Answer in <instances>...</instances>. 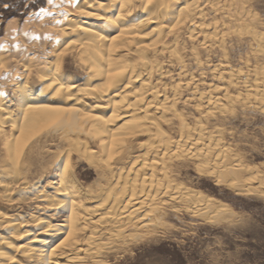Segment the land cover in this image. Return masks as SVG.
Wrapping results in <instances>:
<instances>
[{
  "label": "rangeland",
  "instance_id": "rangeland-1",
  "mask_svg": "<svg viewBox=\"0 0 264 264\" xmlns=\"http://www.w3.org/2000/svg\"><path fill=\"white\" fill-rule=\"evenodd\" d=\"M76 1L0 0V99L6 106L1 105L4 109L13 110L14 115L19 113L20 93L16 92V86L19 82L23 83V88L36 96L41 82L37 81L38 78H36L34 71H27L28 67L26 65H28V62H31L29 63L31 66H34V64L36 66L41 62L55 66L60 62V75H63L62 78L65 81L67 79L74 84L83 81L86 74L77 60H74L73 54L67 53L64 55V61L63 59L58 61L55 56V49H58L61 45L55 42L54 37L58 35L54 29L61 18L80 22L97 21L93 17L82 16L84 15L82 11L84 12L85 9L84 7L81 8V5L77 4ZM208 1L209 4H207ZM210 1L213 0H198L202 17L193 19L190 25L182 22L183 24L179 25L175 33L176 37H173V34L168 35L166 38L167 45H171L175 40L177 41L175 47L172 48L174 52H172V56H169V50L167 49L163 55H157V60L162 61L164 72H170L166 73L167 76L161 78L152 74L149 77V82L151 85H157L158 83L160 96L163 94L168 96L170 102H172V97H176L175 102L170 105L184 118L192 141L201 133L199 137L204 142L212 141V145L218 142L219 145L228 150L229 154L220 155V161L218 160L221 162L225 159V166H227L228 171L226 170L222 175L216 172L215 174L212 168L206 167L207 161H209L207 158L205 160L188 159L190 162L178 159L171 162L169 168L171 179L200 195V197L202 196L201 202L198 201L199 203H197L192 199L189 200L190 204L184 202L185 205L182 204L183 202H178L175 206L170 202L169 204L166 202L167 204L158 205L157 207L160 209L158 211L160 213H156L160 216V218L156 216L158 226L145 230H131L128 232L132 234L128 239L129 241L125 244L112 246L113 254L109 255V260L116 264H264V0H243L245 2L243 4L240 1L242 2L241 5L240 2L234 4L233 0H218L217 5L219 8L217 11H214ZM231 6L235 7L236 10ZM241 8H245L248 18L244 17L245 21L241 19L239 23L230 22L234 18L232 15L236 14L235 11L238 14ZM199 24L206 27L210 26L208 28H212L217 24L222 26H220L221 30L215 36L216 38L211 34H207V36L201 33H195V36L190 37L191 33L195 31L194 26ZM187 28L189 29L187 30ZM189 33L190 35H188ZM130 56L132 58L133 55ZM176 56L180 58L179 63H177ZM69 57H72V59ZM17 60L19 61L17 62ZM11 63L9 70L6 66ZM12 67L13 70H16V73H19L14 77V82L10 80ZM22 70H24V73L26 71L25 76ZM179 71L182 75L186 72L184 73L185 76L179 75ZM21 77H24L25 80ZM143 78L145 77L143 76ZM185 82H189L190 86L188 88L183 87V91L179 89L176 91L178 84L184 85ZM193 82H196L195 89H191ZM166 84L167 86H165ZM232 84L235 86H232ZM173 90L177 93L176 95ZM225 95L228 96L225 97ZM202 96H217L220 98L222 102L218 106L219 109L210 110L211 114L203 101H200ZM236 101L238 102L234 103ZM104 103V100L90 98L78 103L71 102L72 105L69 104V106H80V108L86 107L88 109L92 107L94 112L104 114L109 111V108H100V111H97L99 108L95 107L98 104L103 106ZM170 117L167 118L170 119ZM171 119L169 122L160 121V128L168 138L172 139L171 136H174L173 139H177L180 134L179 122L176 117L172 116ZM198 129H201V132ZM5 130L9 132L8 127H5ZM8 132L7 134H9ZM45 132H51V134ZM45 132L43 130L39 136L30 142L31 144L29 143L26 148L27 151L25 149L20 155L21 162H19L18 168L12 166L8 161L2 144V137H0V212L16 218H18L16 215H19L21 218L23 217L22 219L18 218L20 220H29L32 216H46L52 224H57L61 222L64 212L60 210L58 214H53L52 210L45 208L46 202L44 200H41L38 196L32 198V195L29 196L33 191L31 193V190H22L23 192L18 190L22 186V179H24L23 181H30V184L39 180L40 186L36 189H42L44 193L51 195L53 193H51V182L55 177L57 165L63 159V155L66 154V149L69 150L70 148L71 166L77 181L84 189L94 190V187L97 189L103 186L104 182L100 181L98 171L91 164L90 159L86 158L85 153L103 154V152L95 139H90L84 135L75 136V133H72L70 134L71 140H66L67 143L64 144L65 139L59 135L57 136L54 131L45 129ZM56 137L60 140H56ZM156 137V134L145 133L132 137L131 140L129 138V141L127 140V143H125V147L119 150L120 153H124L123 156L118 155L119 152L115 153L112 161H118L121 157L129 162L137 154L144 153L139 143ZM77 145L80 147L79 149ZM28 154H31V156ZM34 155L35 157H33ZM6 167H8V171ZM12 167L17 169L18 173H15V169H12ZM231 169L234 171H231ZM214 174L217 176L215 177ZM14 176L21 179V182L13 181L11 178ZM6 180H10L8 181L9 184ZM5 189L8 193L5 192ZM10 191L12 192L9 193ZM207 200L210 201L207 203ZM209 203L213 204L215 208L206 209V204ZM186 206L189 210L186 209ZM31 224L33 223L27 222V225L31 226ZM2 231L0 229V232ZM39 231H42V229H37L36 233Z\"/></svg>",
  "mask_w": 264,
  "mask_h": 264
},
{
  "label": "bare ground",
  "instance_id": "bare-ground-1",
  "mask_svg": "<svg viewBox=\"0 0 264 264\" xmlns=\"http://www.w3.org/2000/svg\"><path fill=\"white\" fill-rule=\"evenodd\" d=\"M217 1H210L214 11L219 8ZM240 1L244 4L246 0H233L234 4ZM76 2L81 5V8L84 7L85 9L84 12L82 11L84 15L81 13L82 16L93 17L98 23L97 21L80 22L66 20L63 17L54 29L58 36L54 37L53 35V37L56 44L61 45L58 49H55L56 59L59 61L67 53L73 54L74 60H77L86 74L83 81L79 84L71 83L67 79L65 81L62 78L63 75H60V62L56 65L54 64L55 66L39 62L40 64L36 66L34 64L35 67L31 66V64L29 65L31 62H28V65H26L28 67L27 71L32 70L35 72L36 78H38L37 81L41 82V86L36 96H33V94L23 88V83L18 81L20 84L18 83L16 86L17 91L14 89L20 93V106L17 115L13 114V110L4 109L1 106L3 103L0 99V137H2V144L8 161L16 168L21 162L20 155L35 137L39 136L43 130L45 132V129L54 131L57 136L64 138V141L71 140L70 134L72 133H75V136L81 134L90 139H95L103 154L85 153V156L90 159L91 164L98 171L99 179L104 182V185L102 184L103 186L97 189L94 187V190H87L81 187L71 166L72 156L69 154L70 148L69 150L66 149L63 159L58 165L56 164L57 170L51 182V193L53 192L51 195L44 193L42 189H36L40 186L39 180L30 184L28 180L27 182L22 179L21 182L18 177H12L13 181L22 183L18 190H21V192H23L22 190H31V193L33 191L29 195H32L31 198L38 196V198L46 202L45 208L52 210L53 214H58L61 210L64 212V216L60 223L52 224L46 216H32L29 220H20L18 219L21 218L19 215H16L18 217L16 218L0 212V229L1 231L3 230L0 232V264H116L109 260V255L113 254L112 246L125 244V242L129 241L128 239L132 234L128 232L131 230H145L158 226L156 220V216H158L156 213L160 210L157 207L158 205L166 202L169 204L170 202V204L175 206L178 202H183L182 204H184V202H189L192 199L197 203L201 202L202 196L200 197V195L171 179L169 174L171 162L178 159L205 160L207 158L209 161H207L206 167L212 168L214 173L222 175L228 169L225 166V159L219 162L220 155L228 153V150L219 145L218 142L214 143V145H212V141L204 142L199 137L201 133L198 137L195 136L196 139L192 141L193 139L191 140L184 118L170 105L175 102L176 97H172V102H170L168 96L164 94L160 96L161 94L157 87L158 83L157 85H151L149 82V77L152 74L161 78L170 72L169 70V72H164L162 61L159 62L157 60V55H163L168 49L169 56H172V52H174L172 48L175 47L177 41L172 39L174 43L167 45L166 38L168 35L173 34V37H176L175 33L182 22L190 25L193 19L202 17V11L198 7V0H78ZM242 2L239 4L241 5ZM207 4H209V1ZM233 8L236 10L235 7ZM241 9L238 14L235 11L237 15L233 14L234 18L230 22L239 23L241 19L245 21L244 17L248 18L245 8ZM227 11L229 10L227 9ZM201 23L203 22L201 21ZM243 25L245 24L243 23ZM220 26L217 24L212 28H208L210 26L206 27L203 24H199L193 28L196 32L194 31L191 35L190 33L188 35L191 37L195 36V33L211 34L216 38L215 36L221 30ZM177 35L179 34L177 33ZM130 55H133L132 58ZM197 58L196 60H198ZM179 59L177 57V63L180 62ZM12 63L6 68L8 67L9 69ZM33 68L36 69L34 70ZM13 69L12 67L11 81L17 76L16 74H19ZM22 71L24 73V70ZM184 73L182 75L180 72L179 75L185 76ZM27 77L26 79L28 80ZM195 83H192L191 89H195ZM189 86V82H185L184 85L179 83L176 91L178 89L183 91V87L188 88ZM232 86L235 85L232 84ZM173 91L175 92V90ZM90 98L105 101V105L98 104L95 106L99 108L97 111H100V108H109V111L100 114L94 112L92 107L88 109L86 107L80 108L79 105V107L69 106L71 102L78 103ZM200 101H203L209 111H214L213 109L218 108L220 102H222L217 96H202ZM168 116H171L170 119L172 116L176 117L179 122L180 134L178 138L176 137L177 139H173L174 136H171L172 139L168 138L160 128V121L169 122L172 120L168 119ZM208 116L210 117L211 115L209 114ZM5 127H8L9 132H7L9 134H7V128L5 130ZM199 132H201V129ZM49 133L51 134V132ZM145 133L156 134L157 137L139 143L144 150L143 154H137L129 162L120 156L118 161H112L115 153L125 147V143H127L129 138L131 140L132 137ZM54 136L50 137L55 138ZM48 139L50 140L49 137ZM56 140L60 139L56 137ZM66 143L67 141L64 144ZM81 153L83 152L81 151ZM119 154L122 155L124 153L119 152ZM26 158L28 159V157ZM91 159L93 160L91 161ZM6 168L8 171V167ZM17 171L15 169L14 172L16 173ZM44 171L46 170L44 169ZM175 181L177 180L175 179ZM5 190L7 192V189ZM4 191L3 194L5 193ZM209 201L207 200V203ZM206 205V209L215 208L213 204L209 203ZM174 206L173 209L175 208ZM186 209L189 210L188 207ZM158 217L160 218V216ZM29 221L33 223L31 226H29L30 224L27 225ZM37 229H42V231L36 233ZM138 237L140 236L138 235Z\"/></svg>",
  "mask_w": 264,
  "mask_h": 264
}]
</instances>
